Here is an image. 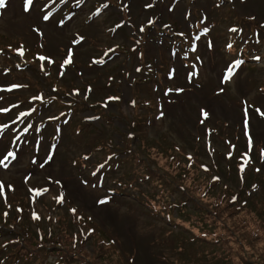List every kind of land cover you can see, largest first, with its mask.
Wrapping results in <instances>:
<instances>
[{
  "label": "rangeland",
  "instance_id": "1",
  "mask_svg": "<svg viewBox=\"0 0 264 264\" xmlns=\"http://www.w3.org/2000/svg\"><path fill=\"white\" fill-rule=\"evenodd\" d=\"M117 1L34 0L33 8L25 12L24 0H7L6 7L0 8V84L6 90L0 94L6 105L0 107V158L7 152L18 154L7 168L0 167V181L15 189L0 192V226L5 228L0 230V256L19 251L18 246L2 251L10 227L13 238L24 240L18 244L22 251L37 249L39 241L50 235L46 240L64 242L76 251L77 260L94 264H218L226 254L227 262L233 258L232 264H263L256 252L264 251L260 230H264V159L259 158V150L264 149V119L250 110L246 115L245 110L249 105H264V0ZM104 3L109 8L104 9ZM144 5L152 6L145 11ZM189 10L187 21L183 16ZM45 14L48 21L42 18ZM150 16L158 18L146 29ZM168 23L175 31L186 32L190 47L174 48L180 53L188 50L192 55L188 62L177 53L170 58L172 47L162 41ZM195 24L202 29L190 38L189 29ZM140 25H145L144 35L136 32ZM77 35L84 36L86 43L72 45ZM137 36L143 37L140 46L134 44ZM227 37L237 52L242 40L258 43L256 51L262 59L247 63L250 67H234L236 75L224 87L220 80L234 57L222 49ZM21 45L23 56L16 51ZM69 48H74V63L57 69ZM105 49L115 51L101 59ZM33 53L55 61L46 64L47 75L40 70L45 62L31 61ZM96 57L100 63L93 66ZM17 58L23 63L15 62ZM146 65L162 71L151 72L148 81L137 83L145 77L141 70ZM168 66L170 81L164 78ZM135 67L138 79L129 87ZM62 71L64 75L57 79ZM123 71L127 77H122ZM160 86L184 88V92L168 97L163 89L166 100H160ZM219 88L223 92L218 94ZM188 89L192 92H185ZM74 90L79 91L78 99L90 96L73 112L65 105ZM112 94L120 100L107 98ZM201 107L208 113L204 126L198 124ZM5 108L11 118L8 114L1 118L8 113L2 111ZM93 114L100 118L84 124L88 118L83 116ZM246 123L251 126L252 145L245 135ZM15 141L16 149L11 150ZM189 153L191 167L186 159ZM34 154L35 165L29 163ZM201 164L207 166V173L201 171ZM213 176L221 179L213 182ZM184 177H189L186 185L181 181ZM183 186L191 189L187 202L178 192ZM33 187L50 191L27 195ZM57 194L65 197L62 205L54 198ZM230 196H237V201L227 202ZM100 199L108 203L98 204ZM69 208H77V214ZM243 219L255 220L258 231L252 234L260 237L258 241L246 240L250 237L245 229H238ZM223 227L239 233L237 237L232 232L236 243L232 237L214 239L215 230L224 232ZM89 228L95 229L91 235ZM23 233L26 239L22 240ZM71 236L78 243L88 240L74 248ZM41 255L37 252L34 262L11 257L3 264L15 260V264H39ZM51 259L40 264L53 263Z\"/></svg>",
  "mask_w": 264,
  "mask_h": 264
},
{
  "label": "snow or ice",
  "instance_id": "2",
  "mask_svg": "<svg viewBox=\"0 0 264 264\" xmlns=\"http://www.w3.org/2000/svg\"><path fill=\"white\" fill-rule=\"evenodd\" d=\"M78 3H79V0H78ZM7 5V0H0V8H5ZM34 6V0H24V11L25 12H28L30 11ZM152 5H147V7H151ZM103 8L104 9H107L109 8V5L107 3H104L103 4ZM96 16H100L101 15V12L100 11H97L95 13ZM43 20L45 21H48L50 19L49 15L45 14L43 15ZM254 19V18H253ZM62 24V22H61ZM117 27H121L120 25H117ZM113 29H109V31H112ZM36 31H39L38 29ZM139 31L143 32L144 29L141 28L139 29ZM230 31H237V29H230ZM72 45L74 46H77V45H81L83 43H86V39L84 36H79L77 35L76 38H74L72 40ZM138 43V41H137ZM41 47H43V45H41ZM209 47H211V45H209ZM227 48L229 49V51L233 48V45L232 44H228L227 45ZM16 51L18 52L19 55L23 56L24 55V50H23V46H19ZM110 52L112 51H115V49H109ZM254 59L256 60H260V57L259 56H256L254 57ZM37 60L38 61H43L45 63L43 64H40V70L42 72H45V74L47 75V72L45 70V66L46 64L47 65H51V64H54L55 61L50 57V56H45V55H38L37 56ZM61 60H62V63L60 64V68L61 69H66L67 66H70L74 63V48H69L66 55L64 57H61ZM92 63H100V61L98 60H95L93 59ZM243 64V61L242 60H238L236 59L235 57H232L229 61V64L226 68V74H222V78L220 80V83L221 84H224V83H229V82H232V80L234 79L236 73L232 71V69L234 67H238L239 65H242ZM139 70V69H137ZM60 75L63 76L64 75V72H60ZM15 87H22V85H16ZM9 91H11V89H9ZM54 91H58V90H54ZM177 91H182V90H177ZM262 92H264V89H261ZM75 94H79V91L78 90H74ZM218 94L219 93H222L223 92V88H219L217 90ZM36 99H42V97H36ZM245 103H247L245 101ZM250 111H253L255 114L259 115L262 119H264V105L260 106V107H254L252 105H249L248 109L245 110V114L248 115V112ZM2 111L4 112H8L10 111L9 109L5 108V109H2ZM34 111V110H33ZM202 114L204 115L205 118L208 117V113L207 111L205 110H201ZM162 115V114H161ZM246 128H247V131L245 132V135H246V138L248 140V143L249 145H252L253 144V140H252V136H251V126H250V123H246ZM259 158L260 159H264V149H260L259 150ZM9 159H13V160H16L18 159V154L15 153V152H7V154L3 157V158H0V167H3V168H7L8 167V160ZM48 160H51V156L47 157ZM85 159L87 160L88 157H85ZM109 159H111V157H109ZM186 159L189 161V167H191V161H192V156L191 154L189 153L186 157ZM248 159L250 160L251 157H248ZM31 163L35 164L36 161L35 160H32ZM41 167H43V165H41ZM100 168H104V165L101 164L100 165ZM200 169L202 172L204 173H207L208 171V168L205 164H201L200 165ZM256 172H260V169L259 168H256L254 169ZM95 171L93 172V175H95ZM51 179V178H49ZM213 180V182L215 181H219L221 179V177L219 176H213L211 178ZM31 181V177H28V182L30 183ZM56 184H59L60 182L59 181H55ZM84 183L86 184L87 181H84ZM95 186V185H93ZM225 187H227V185H225ZM5 190H12L14 191L15 189L13 188V186L11 185H5L2 181H0V192H3ZM256 190V186H253V192H255ZM27 191L29 192V194H31L32 192H36L37 196H42L46 193H48L50 190L48 188H44L42 191L39 189V188H28ZM252 193H250L251 195ZM57 201L58 204H63L65 202V197L63 195H60V194H57L55 197H54ZM237 201V196H232L231 197V203H235ZM98 204H106L108 203V200L107 199H100L97 201ZM22 209H18V211H20ZM69 212H71L73 215H76L77 214V208H69L68 209ZM5 215H7V213H5ZM33 218L34 219H39V216L36 214V213H33ZM77 219H84V217L82 216H77ZM89 220H91V216L88 217ZM95 231L94 228H89L88 229V234L91 235V233H93ZM75 246V245H74Z\"/></svg>",
  "mask_w": 264,
  "mask_h": 264
},
{
  "label": "trees",
  "instance_id": "3",
  "mask_svg": "<svg viewBox=\"0 0 264 264\" xmlns=\"http://www.w3.org/2000/svg\"><path fill=\"white\" fill-rule=\"evenodd\" d=\"M179 171V170H178ZM177 171V172H178ZM186 178H189V177H184L183 178V180H181V181H183V183H184V185H186L185 184V179ZM171 185V184H170ZM183 185V184H182ZM184 187V192H183V198H185V199H187V200H189L191 197L190 196H188V194H189V192L191 191V189H189V187L187 186V187H185V186H183ZM178 190V189H177ZM231 197V196H230ZM231 200V198H229L228 200H227V202H229ZM221 202H222V200H220ZM217 204H218V202H217ZM240 228H244L245 229V233H246V235L248 236V237H250L249 239H246V240H250V241H252L253 242V240H255V241H258V238H260V237H256V234H252V232H256L257 233V231H258V227H257V224H256V222H255V220H253V219H248V220H244L243 219V224H240L239 225V227H238V229H240ZM223 229H225V227H223ZM220 230V229H219ZM230 230V229H229ZM260 230L261 231H264V230H262L261 228H260ZM233 232V231H232ZM231 232V230L230 231H228V230H226L225 229V231L224 232H220V231H218V230H215V233H214V239L215 240H227V239H229V238H234L236 241H235V243L237 242V240H238V238H235L233 235L235 234V236H239V233H232ZM208 235L209 236H212V232H210V231H208ZM233 234V235H232ZM45 238V237H44ZM245 240V239H244ZM260 240V239H259ZM15 240L14 239H8L7 240V242H5V244L2 246V249L3 250H5V248L9 251V252H11V251H13L14 249H15V247L18 245V243H21V242H23V241H20V240H16V241H18L17 243L16 242H14ZM55 245V242L53 241V245L52 246H54ZM227 245H228V243H227ZM80 246H82V244L80 245ZM17 248H19V251L15 254L14 252H12L11 254H10V257H13V258H22L23 260H25V261H27V262H30V261H32L33 262V259H35L34 258V256L36 255V253H34V250H30V251H22V250H20V245L17 247ZM43 248V247H42ZM39 249V248H38ZM37 249V250H38ZM16 250V249H15ZM45 250V249H44ZM226 250H228V249H226ZM46 251V250H45ZM42 252V251H41ZM256 255H257V257H258V259H259V261H261L263 264H264V251L262 252V254L260 255L259 253H257L256 252ZM7 256H9V254H7ZM76 257V255L74 254V255H70V258H74V257ZM88 258V257H87ZM89 259V258H88ZM221 259H224L223 261H220L218 264H232V261H233V258H232V260L230 261V262H227V259H229V256L226 254L225 255V258L223 257V258H221ZM23 260H22V262H23ZM74 260V259H73ZM72 260V261H73ZM69 261V256L67 257L65 254H61V255H59V263H61V264H67V263H69L68 262ZM86 263V264H91V263H93V262H86V261H80V264H84V263Z\"/></svg>",
  "mask_w": 264,
  "mask_h": 264
}]
</instances>
